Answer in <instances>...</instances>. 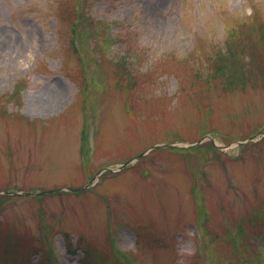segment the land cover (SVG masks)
Segmentation results:
<instances>
[{
  "label": "rangeland",
  "instance_id": "1",
  "mask_svg": "<svg viewBox=\"0 0 264 264\" xmlns=\"http://www.w3.org/2000/svg\"><path fill=\"white\" fill-rule=\"evenodd\" d=\"M263 131L264 0H0V264H264Z\"/></svg>",
  "mask_w": 264,
  "mask_h": 264
},
{
  "label": "trees",
  "instance_id": "2",
  "mask_svg": "<svg viewBox=\"0 0 264 264\" xmlns=\"http://www.w3.org/2000/svg\"><path fill=\"white\" fill-rule=\"evenodd\" d=\"M77 24H78V23L75 22V25H74V28H73V29H75V27H76ZM72 31H73V30H72ZM216 65H217V64H216ZM227 66H228L227 63H224L223 61H220L219 64L217 65V69L215 70V71H216V75L224 76L225 73L222 72V69H223L224 67H227ZM84 142H85V140H84ZM84 142H83V143H84ZM83 146L86 147V144L84 143ZM82 152H83V155L86 156V154H87V150H86V149H83ZM85 256H86V255H84V257L81 259L80 264H82V261L84 260ZM38 260H39V259H38ZM95 261H97V260H95ZM27 264H37V262H36V261H31V262H30V260H29V263H27ZM83 264H84V263H83Z\"/></svg>",
  "mask_w": 264,
  "mask_h": 264
}]
</instances>
